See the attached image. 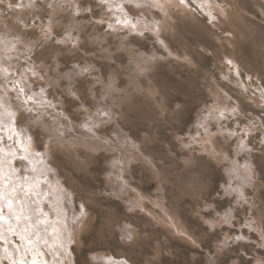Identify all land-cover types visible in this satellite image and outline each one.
I'll return each instance as SVG.
<instances>
[{"label": "rangeland", "instance_id": "rangeland-1", "mask_svg": "<svg viewBox=\"0 0 264 264\" xmlns=\"http://www.w3.org/2000/svg\"><path fill=\"white\" fill-rule=\"evenodd\" d=\"M161 1L154 10L129 4L133 18L143 11L151 18L142 32L120 26L98 0H81L77 10L67 0H0V98L17 110L22 83L29 92L46 89L47 107L59 104L63 120L38 109L32 134L38 150L50 145V181L62 180L72 196L70 248L57 245L54 258L32 247L23 264H99L103 256L127 264H264V0H200L205 10L194 0ZM83 107L119 154L88 147V132L61 144L58 132L84 122ZM29 120L21 110L15 125ZM123 154L132 159L124 168L132 190L120 198L109 175ZM247 165L245 181L232 167ZM140 196L150 213L130 206ZM68 204L61 203L65 214ZM163 207L193 242L166 224Z\"/></svg>", "mask_w": 264, "mask_h": 264}, {"label": "bare ground", "instance_id": "bare-ground-1", "mask_svg": "<svg viewBox=\"0 0 264 264\" xmlns=\"http://www.w3.org/2000/svg\"><path fill=\"white\" fill-rule=\"evenodd\" d=\"M80 1L81 0H67V3H69V5L72 6V8L77 10L78 9L77 3H79ZM98 1L101 2L102 5L104 4L109 7V10H110L109 15L114 16L113 18H115L116 23H118L120 26L129 27L131 28L132 31L135 30V31H142V32L144 29H141V26L146 24L147 17H148V20H151V18L149 17V15L145 13V11H143L142 13L144 14L143 17L138 16L136 18H133L128 12L129 4L131 3L135 5L140 10H144V9L146 10L147 7L151 10H154V9H157V5L163 6V3L161 0H98ZM194 1L197 2L203 10H205L204 9L205 5L201 3L200 0H194ZM153 17H154L153 23L155 26V27L153 26V28L156 29L157 26L158 28H160V25H161L159 22L160 20L155 15H153ZM113 18H109V19H113ZM50 27H51V24H50ZM6 41L8 40L6 39ZM14 46L15 45H11V48ZM6 50H9V49H6ZM10 69H11L10 67H7V71H9ZM17 79L16 81H19ZM5 81L8 82L6 79ZM17 83L19 84V82ZM19 86L20 88L23 89V91H21L22 93H20L19 99L17 101L18 106H20L18 107L17 110L12 109L7 99L0 98V209H3V212L0 213V215H2L3 217L2 219H0V242H4L6 244L4 245V247H9L8 248L9 254L12 253L11 254L12 256L6 253L7 248L3 250V247L0 244V253H1L0 256H2L3 258H6L7 260H11L12 263L14 262L15 264H23L25 262L23 256H25L27 252L33 253L32 247L41 252L42 250H48L52 253L54 258L55 257L57 258L56 252L58 249H60L58 248V246H61L65 250L66 249L68 250L70 248L72 239H71V235L67 233L68 226H66V224L68 223L69 220H71V218H73L72 214H70V210H71L70 204H68V203H71L70 201H72L71 199L72 196L70 195V191L64 185L62 180L56 179L54 181H50L52 176H55L54 168L49 163V157H50V152H51L50 145L46 147L45 150H41V151L38 150L35 140H34V136L32 134L33 133L32 128L37 123V119L32 118L36 110L43 109L42 112H44L47 109H51L53 116L55 115V117H57L59 121H62L64 116H62V114L57 110V107L59 105L57 102L54 103L53 106L50 108L46 106V103H45L46 89L41 88L40 91H37V92L31 91L32 92L31 93L29 92L30 91L29 84L23 85L22 83H20V85H18V88ZM27 91L28 93H31V96L33 97H30L29 100L27 98L26 105H24L20 103V100L22 97L21 95L23 94L24 95L23 97H25ZM31 104L32 106H29ZM84 108L85 107H83V110ZM21 110L26 113L29 112L30 120L27 124L22 125V127H17L15 125V122H16L17 115L20 113ZM90 111L88 109H85L84 111H82L86 113V118L84 122H82L81 124L72 123V127H70L71 129L70 131L65 129L64 131H61L62 134L56 131L59 133L58 138L61 139L60 140L61 144H63V137L65 135L69 136L70 134L71 136V133L80 132L82 134H85L86 132H88L91 138L89 139V141L86 140L88 141V143L84 142V143H87L88 147H91L94 150L102 149V151H106L109 153H114L116 151L119 154L118 148L115 145H113V143L111 142V139L109 140L99 135L97 129H95V125L92 122V118H91L92 114ZM112 114L114 115L115 113L113 110H110L107 114L108 118L111 117ZM212 115H214V113ZM210 116L211 114L209 113L208 115H203L200 118V120H198L195 126L196 131H201L206 128L205 123L207 122ZM54 135H57V134H54ZM213 136L214 134H210L208 138L209 141L208 143L205 144L208 151L215 150V146L213 143V139H214ZM189 138L191 139L190 140L191 142H193L195 139L194 137H189ZM71 140L73 139H70V141ZM55 141L57 140L55 139ZM11 142L16 144L14 147L15 149H13L11 146L9 147L10 145L9 143ZM128 142H130V139H128ZM196 142H198V140H196ZM234 160L235 162H237V158ZM131 161H132L131 158L123 154V156L114 157L110 165V169L113 170V173L111 172V174L109 175V179L114 181L118 185H120L119 190L117 189L116 191L114 190L120 198H122L123 196H128L130 191L132 190V187H130L124 179V173H125L124 168L128 167L126 166V164L128 162L131 164ZM18 162L22 164L21 168L17 167L16 164ZM232 169L234 172H236V174L240 173L242 175V178L245 179V181H248L247 177H249L250 175V173L246 170V169H250L248 165L245 169H240L236 166H233ZM231 177H235V176L231 174ZM140 197H138L135 200L132 199L130 201L132 203L130 206L131 207L139 206L145 212L150 213L145 208L144 198L143 197L140 198ZM9 200L11 201V203H9ZM61 203L69 205L68 210H67L68 212L66 214L61 210ZM163 209L165 210V213L168 216V218L167 217L165 218L167 222L166 224L169 225V227H172L174 231L176 232V234H178V236L187 238L192 241V238L189 236V233L186 231V229L182 227L177 222V220L167 212V210L164 207ZM38 215L39 216L45 215L44 221H41L43 217L41 216L38 218ZM45 217L48 219H45ZM31 219H33V222L30 224ZM35 222H36V227L34 228L33 225ZM62 222L64 223V226H65L64 228H61ZM128 232L129 231L126 230L125 234H127ZM18 238L20 239L21 246L22 248L25 249V252H22L21 247L19 248L18 245H20V243L18 242L19 240H17ZM12 246L17 248L16 250L20 254L19 258H17V254H14L13 251L10 250V247ZM22 253H23V256H22ZM95 259L99 261L98 262L99 264L101 263L102 264H127L126 262H122V261L120 263H117L116 261H112L106 258V256L96 257ZM55 262L59 263L57 259H55ZM0 264H1V261H0ZM34 264H37V262H35Z\"/></svg>", "mask_w": 264, "mask_h": 264}, {"label": "snow or ice", "instance_id": "snow-or-ice-1", "mask_svg": "<svg viewBox=\"0 0 264 264\" xmlns=\"http://www.w3.org/2000/svg\"><path fill=\"white\" fill-rule=\"evenodd\" d=\"M181 2L183 3L184 2V0H181ZM21 91H23L22 89H21ZM9 203H11V201L9 200ZM3 212V209H0V213H2ZM3 217H2V215H0V219H2ZM131 237H129V239H130Z\"/></svg>", "mask_w": 264, "mask_h": 264}]
</instances>
